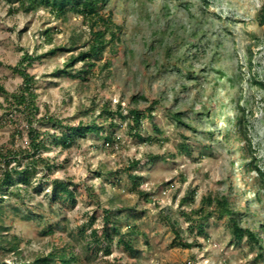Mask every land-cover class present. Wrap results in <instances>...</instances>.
<instances>
[{
	"label": "rangeland",
	"instance_id": "1",
	"mask_svg": "<svg viewBox=\"0 0 264 264\" xmlns=\"http://www.w3.org/2000/svg\"><path fill=\"white\" fill-rule=\"evenodd\" d=\"M17 7L0 0L5 90L22 83L11 67L24 53L36 55L26 66L35 81L36 117L61 121H36V129L60 137L67 125L94 121L114 141L88 132L67 147L47 142L42 154L54 166L49 175L39 170L42 186L0 202V245L17 240L26 259L66 249L72 264H264V248L234 238L226 218L209 217L196 234L181 213L209 193L225 195L239 224L254 228L264 245V24L258 18L264 0H107L102 13L120 29L85 76L80 62L65 67V61L90 41L87 21L70 6L62 16L42 6ZM55 46L71 50L47 53ZM4 98L0 93V148L25 147L22 113L10 111ZM133 107L143 113L138 131L147 140L130 129ZM2 166L0 160V174ZM130 174L138 176L136 184ZM54 179L70 183L74 202L51 198ZM186 196L192 202L180 205ZM105 209L132 239L134 255L115 239L91 235L93 229L100 235ZM167 216L192 246L173 242Z\"/></svg>",
	"mask_w": 264,
	"mask_h": 264
},
{
	"label": "trees",
	"instance_id": "2",
	"mask_svg": "<svg viewBox=\"0 0 264 264\" xmlns=\"http://www.w3.org/2000/svg\"><path fill=\"white\" fill-rule=\"evenodd\" d=\"M18 2V7L27 12L36 9L40 6L47 8L49 12L56 16L64 15L67 6L74 9L80 14L89 25V34L91 36L90 41L87 42L85 48L79 51L75 56H71L65 61V67L73 65L75 62H80L82 67L80 71L84 74L89 73L95 66L96 59L104 51L107 44H110L116 38L117 31L120 29L119 25L112 22L110 15H104L102 13L103 6L107 0H15ZM259 23L264 24V7L258 14ZM61 50H71L63 46H55L50 48L47 53L53 54ZM37 58L36 55H29L24 53L21 60L12 68V70L22 78L21 85L12 92H7L0 82V93L5 95V102L7 107L18 110L22 113L25 126L27 128L28 142L25 147H15L14 142L10 147L3 146L0 148V160L3 162L0 174V202L3 200V196L6 194H13L16 197H20L22 188L32 187L33 189H39L42 186L41 178L37 177L39 170L44 175H49L54 166V163L49 157L43 156L42 152L48 148L47 142L62 147H67L75 138L84 136L90 132L96 135L101 134L104 138V142L110 143L114 141V135L111 133H105L103 128L97 125L94 121H79L77 124L67 125L66 132L60 137L48 135L46 132H42L36 129L34 123L38 122H51L55 124L58 121L55 117L49 115H43L39 119L36 117V113L39 110L36 104L37 93L34 87V76L26 71V66L31 65ZM59 69L54 71L56 74ZM85 78V77H84ZM158 103L154 100L147 107L149 113L152 108ZM117 114L122 115L120 110V104L117 105ZM109 113V111H108ZM129 117L131 118L130 129H133V134L137 139L147 140L141 136L138 131L140 127V121L143 113L140 112L137 107H133L128 110ZM111 114V112H110ZM173 118L180 121L178 113H173ZM243 123V117H238V124ZM110 124H113L110 122ZM17 136L20 132L17 130ZM16 135H12L11 140L14 141ZM148 139H152L149 138ZM180 148L187 151L188 145L181 143ZM24 159V162L22 161ZM14 162V165H11ZM137 163V161H133ZM133 183L136 184L137 175H129ZM51 184V198L66 199L70 202L75 201L74 191L70 189V183L62 179H54ZM192 202L191 197H182L179 200V204H190ZM233 210L229 207L228 199L225 195H212L207 194L201 197L199 206L197 208H190L189 211H181L186 220L191 223V228L195 230L196 234L204 233V225L211 216H216L217 219L226 218L227 225L231 230L234 238L241 240L246 238L259 246L260 249L264 248L261 243V239L254 228L242 227L239 224V219L233 215ZM108 210L105 209L104 222L101 227L100 235L93 229L91 235L99 241L100 238L112 243L115 239L116 242L121 244L123 248L131 255H134L135 248L133 241L130 237H124L120 231L118 223L110 219L108 216ZM196 216V217H194ZM169 226L174 232L173 242L181 247H190L192 242L185 240L179 233L175 222L167 216ZM135 227H132L129 232L134 233ZM106 248V247H105ZM106 248V252H107ZM15 255L21 257V251L19 249V242L17 240L6 241L3 245H0V264H52L57 261V264H72L75 261V257L68 255L66 249L60 251H49L45 254L35 255L32 258L21 257L19 261H6V256Z\"/></svg>",
	"mask_w": 264,
	"mask_h": 264
}]
</instances>
